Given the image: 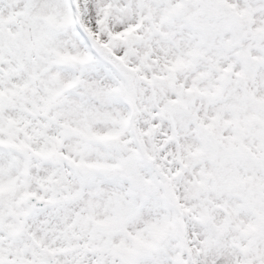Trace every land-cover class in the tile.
Returning <instances> with one entry per match:
<instances>
[{
	"label": "snow or ice",
	"instance_id": "6c2138e0",
	"mask_svg": "<svg viewBox=\"0 0 264 264\" xmlns=\"http://www.w3.org/2000/svg\"><path fill=\"white\" fill-rule=\"evenodd\" d=\"M0 264H264V0H0Z\"/></svg>",
	"mask_w": 264,
	"mask_h": 264
}]
</instances>
